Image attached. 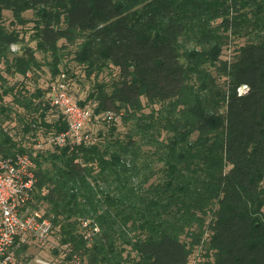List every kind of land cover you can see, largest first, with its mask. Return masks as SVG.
Wrapping results in <instances>:
<instances>
[{
  "label": "trees",
  "instance_id": "1",
  "mask_svg": "<svg viewBox=\"0 0 264 264\" xmlns=\"http://www.w3.org/2000/svg\"><path fill=\"white\" fill-rule=\"evenodd\" d=\"M68 54L93 79L84 98ZM43 65L44 88L8 78L37 81ZM60 73L107 126H86L90 144L49 141L67 128L48 117ZM18 153L36 179L23 208L51 221L68 260L188 264L200 247L194 264H264V0H0V154ZM15 242L19 258L29 241Z\"/></svg>",
  "mask_w": 264,
  "mask_h": 264
},
{
  "label": "built area",
  "instance_id": "2",
  "mask_svg": "<svg viewBox=\"0 0 264 264\" xmlns=\"http://www.w3.org/2000/svg\"><path fill=\"white\" fill-rule=\"evenodd\" d=\"M64 77V73H60L51 83L49 100L64 114L67 128L49 141L70 148L90 144L93 138L86 126L92 113L71 97ZM108 118H111L110 114ZM35 180L33 161L28 154H0V264H49L39 256L23 261L16 254V236L24 241L31 235L43 242L50 233L48 218L39 211L28 212L27 207L23 208L31 199Z\"/></svg>",
  "mask_w": 264,
  "mask_h": 264
},
{
  "label": "rangeland",
  "instance_id": "3",
  "mask_svg": "<svg viewBox=\"0 0 264 264\" xmlns=\"http://www.w3.org/2000/svg\"><path fill=\"white\" fill-rule=\"evenodd\" d=\"M25 16H32V11H26L24 13ZM12 19V15L9 11L5 10L4 11V23L8 25L10 20ZM32 23H29L27 26H31ZM9 27H14V28H20L19 25H8ZM26 37L28 36V33L25 35ZM241 43L240 40H237L236 42L231 43L229 46H225L222 52L221 57L222 58H227L230 59L233 56L234 49L236 46H238ZM31 44H34L33 42ZM18 49L17 44H13L11 47V50L14 52ZM37 55L42 58L40 53H37ZM72 55L68 54L64 57L63 63H67V65L71 68V70L77 75V78L70 76L69 77V84H70V90L71 93L74 96L84 98L85 94L87 93V90L89 86L92 84V77L87 78L85 76V73L83 69L78 66L72 59ZM2 66V65H1ZM62 67V65H60ZM63 68V67H62ZM37 74H39V78H37V84L31 79V74L27 75L25 79H23L22 76L16 75L15 77H8L10 82H19L20 80L24 81L26 86H28L31 90L34 88V86H37L39 84L40 87H46L50 80H51V73L49 71V68L47 65H43L42 68L39 71H36ZM108 74L105 72L101 73L99 75V80L106 79L108 78ZM33 78V77H32ZM247 89L245 85H242L238 88L239 92H244ZM47 96V95H46ZM4 102L6 104L11 103V96H5L4 97ZM58 113V109L55 107H52L49 110L48 117L56 115ZM115 122L117 123V131H119L121 134H124L125 131L128 128V123L124 124L120 118V116L116 115L115 116ZM4 126L6 129H8L10 132H16L17 134H14L17 138L21 137V124L19 123L18 119L16 118V115L13 111L12 113V119L4 122ZM106 128L107 126L103 124L101 121H97L95 119H91L90 122L87 124V129L93 133V135L97 136V134L102 131V133H106ZM29 135V134H27ZM41 139V138H39ZM46 146V145H45ZM50 147L49 145H47ZM27 240L29 241V246L24 252L19 253V258L20 260H25V258L28 259H33L35 256H39L43 258L45 261L49 262V264H84L82 261H80L79 258H73L71 260H68L65 258V254L67 252V248L65 245H60L59 244V239L58 236L55 232V230L49 234L47 239L43 242H40L33 238L31 235H27ZM200 247H196L191 254L188 264H194L199 258L200 254Z\"/></svg>",
  "mask_w": 264,
  "mask_h": 264
}]
</instances>
